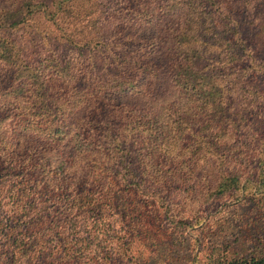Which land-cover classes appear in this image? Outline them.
Returning a JSON list of instances; mask_svg holds the SVG:
<instances>
[{
    "label": "trees",
    "instance_id": "16d2710c",
    "mask_svg": "<svg viewBox=\"0 0 264 264\" xmlns=\"http://www.w3.org/2000/svg\"><path fill=\"white\" fill-rule=\"evenodd\" d=\"M256 1L0 0V264H201L218 202L264 209Z\"/></svg>",
    "mask_w": 264,
    "mask_h": 264
},
{
    "label": "rangeland",
    "instance_id": "374dc122",
    "mask_svg": "<svg viewBox=\"0 0 264 264\" xmlns=\"http://www.w3.org/2000/svg\"><path fill=\"white\" fill-rule=\"evenodd\" d=\"M263 2L264 0H260L258 4L257 1L254 4V13L259 12L261 19H264V4L260 5ZM249 189L247 187L246 190ZM238 193L240 191L233 196ZM241 199L221 200L211 210L214 214L206 222L204 221V224L201 223L197 227L198 245L197 241L193 240L192 246H198L199 251L201 250L199 253L201 264H210L211 254L215 258L223 255L227 257H241L243 254L255 255V252L264 255V209L259 207L254 200L249 199V196ZM165 244L166 242H163V249L160 252L154 251L150 256H138L134 259L137 262L134 264L186 263L184 255H174L175 253L168 250ZM188 244H190L189 238L182 244L175 243L172 246L181 254L187 252ZM118 264L131 263L128 260H122L118 261Z\"/></svg>",
    "mask_w": 264,
    "mask_h": 264
}]
</instances>
